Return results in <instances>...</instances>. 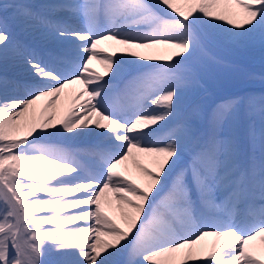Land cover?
<instances>
[{"label":"snow or ice","instance_id":"snow-or-ice-1","mask_svg":"<svg viewBox=\"0 0 264 264\" xmlns=\"http://www.w3.org/2000/svg\"><path fill=\"white\" fill-rule=\"evenodd\" d=\"M44 7L0 0V67L22 62L29 76L0 72V264H45L46 253L48 264H264V119L245 144L218 131L239 98L206 133L181 112L217 30L264 43V0ZM13 28L52 45L54 63ZM65 134L104 148L85 166L52 142Z\"/></svg>","mask_w":264,"mask_h":264},{"label":"bare ground","instance_id":"bare-ground-1","mask_svg":"<svg viewBox=\"0 0 264 264\" xmlns=\"http://www.w3.org/2000/svg\"><path fill=\"white\" fill-rule=\"evenodd\" d=\"M45 4L47 3L38 5L36 6V8L46 12L47 9L44 7ZM225 27H227V25H225ZM12 30L16 33V30H14V28ZM36 36L39 37L38 34H36ZM210 41L214 46L225 50L226 57L234 58V59H237L238 61L236 63H231L223 58H222L223 60L220 59L221 57L215 54V50L211 46L207 45V54L198 55L196 61L194 62V66L197 68V71L200 72V76H201L200 80L203 84L197 81L196 74H195L194 80H192L190 84L188 85V87L185 89L183 100H182V105H181V112H182V116L186 117L190 121V123L200 132L204 124L202 120L203 118L202 114L205 111V106L214 100L215 95H218V97L220 96L222 97L223 94H225L229 90H232L230 91L231 96H227L226 98H224L223 100L224 102L233 101L237 98L242 99V97H240L241 95L240 91H243V90L242 89L233 90V86L250 85L256 80L260 81L258 83L262 82L264 84V73L262 71L257 72L253 67H247V65H245V63H243L239 58L233 56L230 53V52H234L239 57L250 59V56H249L250 54H252L254 51H257V50L261 52L262 49L264 48V43H261L259 39L240 38L236 40H231L227 38L223 33L219 32V30H217V34H214L210 38ZM103 47L107 48L109 46L103 45ZM109 50L111 49L109 48ZM229 60L234 61L233 59H229ZM91 66L97 71L103 72V66L96 63L95 61H93ZM0 72H6L9 78L19 81L21 83L26 82L29 79L28 73L25 71V66L23 65L22 62H11L10 61L7 65L0 67ZM241 72H243V74L241 75V78H240L239 73ZM128 78H130V75ZM238 80L242 81L243 83L242 84L237 83ZM204 84L207 87H205ZM122 85H123V82H122ZM73 87H78V86H73ZM208 89H213V93L210 92V90ZM250 91L251 90L249 89L248 91L244 92V94L246 93L247 95L250 93ZM19 92L22 95L23 89L21 88ZM243 96L244 97L242 101L245 102L246 97L245 95ZM39 103L40 105H43L44 101H41ZM61 103H65L63 97H62ZM240 104H237L234 110L232 111V115L234 118L237 117L239 108L241 109ZM224 126L225 128L222 129V131L228 132V135H236L238 137L240 135L244 137L247 136L248 130L246 128L240 130L238 123L233 124V123H229L228 121L226 123L224 122L223 127ZM260 127L261 126H259V129ZM208 129H209L208 120H206L205 130H208ZM53 139L54 141L56 139L63 140L64 144H60L54 141L53 143H55L58 147L64 149L73 158L74 156L71 154L72 151L81 152V151L93 150L91 146L82 144L81 143L82 140H85V141L94 140L95 142H100L99 149H103L104 144H105L103 139L101 137L96 136L95 134H86V135L79 136V137L69 136L68 134H65L64 137H54ZM68 145H71V146L69 147ZM185 159H187V155L185 156ZM141 163L149 167L151 166L147 158H142ZM128 167L129 169L133 170V172H135L134 166L131 161L128 162ZM207 239L210 242L212 238H207Z\"/></svg>","mask_w":264,"mask_h":264},{"label":"rangeland","instance_id":"rangeland-1","mask_svg":"<svg viewBox=\"0 0 264 264\" xmlns=\"http://www.w3.org/2000/svg\"><path fill=\"white\" fill-rule=\"evenodd\" d=\"M35 6H38V5H35ZM233 56H235V57H237V58H239L243 63H248V65H251V64H253L254 62H253V60H255V57H256V54L257 53H255V51L252 53V54H250L249 56H250V59H245V58H242V57H239L236 53H234V52H230ZM259 53V52H258ZM256 59H257V57H256ZM258 60V59H257ZM249 61V62H248ZM254 67H256V68H259V69H262V67L261 66H258L257 64H254ZM243 74V72H241V73H239V77L241 78V75ZM237 83H239V84H242L243 82L242 81H237ZM252 86H250V88H251V93H250V99H252L251 101H249V100H247L248 101V103L246 104V106H245V109H242L241 110V112H242V114H243V118H244V120L242 121V120H239V122H238V125H242L241 127H246V128H250V127H252V126H257V125H259L260 126V124L262 123V119H263V117H262V114H261V112H260V107H261V104H262V102H264V94H262L261 92H258L257 90H255L256 88L258 89V87L260 86V85H258V84H251ZM236 86H238V87H236ZM236 86H233V90H235L234 88H239V87H245V86H247V85H245V86H242V85H236ZM256 87V88H255ZM247 88V87H246ZM232 91V90H231ZM244 92H246V91H240V94L242 93V95H244ZM240 97H242V96H240ZM244 97V96H243ZM243 97H242V100H243ZM215 110H213L211 113H210V119H211V117H212V114H213V112H214ZM260 119H261V122H260ZM247 120V121H246ZM229 121V123H232L233 121H234V117H233V115H232V113L230 114V115H228V117H227V119L224 121L225 123L226 122H228ZM245 121V122H244ZM210 123V122H209ZM246 123V124H245ZM224 125V124H223ZM223 127V126H222ZM225 128V126L222 128V129H224ZM257 128V127H256ZM221 130V128L219 129V133L221 132L220 131ZM221 133H223V132H221ZM225 134V133H224ZM226 135V134H225ZM92 141H94V140H92ZM95 142V141H94ZM52 259H54V256L53 255H49V254H47L46 253V255H45V257H44V260H45V264H48V261H51ZM119 259H122V257H119ZM118 259V260H119Z\"/></svg>","mask_w":264,"mask_h":264}]
</instances>
